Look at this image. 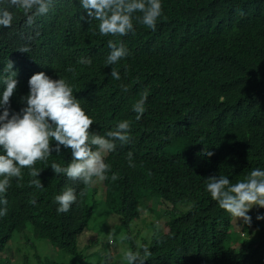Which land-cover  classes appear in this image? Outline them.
<instances>
[{
    "label": "trees",
    "instance_id": "obj_1",
    "mask_svg": "<svg viewBox=\"0 0 264 264\" xmlns=\"http://www.w3.org/2000/svg\"><path fill=\"white\" fill-rule=\"evenodd\" d=\"M161 2L155 30L139 24L135 13L134 32L104 37L80 0H55L32 27L8 0H0V10L14 16L11 28L0 27V66L11 60L19 78L10 100L29 94L28 81L37 72L62 77L89 108L90 130L105 135L128 120L132 137L127 145L117 143L122 153L111 163L119 179L107 188L54 173L51 163L67 166L71 149L57 153L53 147L46 161L34 165L42 170L43 188L32 185L30 170L22 169L23 178H15L7 196V215L0 217V264L11 263L13 256L8 260L2 253L28 229L37 237L21 238L23 245L36 248L43 239L72 257L44 260L36 251L25 256V264H91L85 255L100 246L95 231L129 228L141 213L150 222L148 236L123 234L117 247L107 237L97 264H125L116 254L123 258L124 251L144 247L151 253L144 264H264V219H257L264 208L254 206L251 224H245L206 191L212 176L236 183L254 169L264 170V0ZM109 39L121 40L128 50L112 66L105 65ZM81 57L92 64H79ZM113 67L120 80L111 77ZM144 92L146 111L137 121L132 106ZM68 187L77 201L58 213L54 197ZM112 212L119 217L114 225Z\"/></svg>",
    "mask_w": 264,
    "mask_h": 264
},
{
    "label": "clouds",
    "instance_id": "obj_2",
    "mask_svg": "<svg viewBox=\"0 0 264 264\" xmlns=\"http://www.w3.org/2000/svg\"><path fill=\"white\" fill-rule=\"evenodd\" d=\"M8 3L22 12L26 18L25 25L32 27L38 17L48 14L55 0H8ZM80 6L87 11L90 22H99V34L104 37H124L134 32L135 13L140 14L136 16L139 24L155 30L163 12L161 0H80ZM13 19L11 11L0 10V27L11 28ZM107 46L110 52L105 60L106 66L115 65L128 55L121 40L109 39ZM19 51L30 52V49L21 47ZM77 62L92 64V60L85 57ZM4 66H0V217L7 215V196L15 184V178H23L22 169L30 170L32 185L37 189L44 187L39 179L42 170L36 169L34 165L37 161H46L53 153V147L57 153L66 149L72 152V159L67 166L51 163L50 167L57 176L63 174L70 180L81 181L85 186L96 182L98 189L101 186L107 188L110 182L115 183L119 177L111 157L122 153L120 148L116 150L117 143L124 146L131 142L130 121L119 122L105 135H100L99 130H90L94 121L87 115L89 108L80 104L73 95L72 87L62 77L52 79L42 71L30 77L29 94L13 103L10 98L17 89L19 78L12 71L11 60L6 63L5 69ZM68 71L73 69L69 68ZM110 75L115 80L121 78L120 72L114 67ZM123 90L127 91L126 88ZM147 99L148 93L144 92L132 106L137 121L146 111ZM212 154L210 151L207 153L209 156ZM127 158L129 166H132L133 153L129 152ZM206 191L231 217L251 224L249 211L254 206L264 208V170L254 169L246 179L236 183L226 176H212L206 184ZM83 195L84 192H81L80 196ZM77 198L75 190L68 187L54 197L53 203L57 205L58 213H66ZM31 202L36 203L35 200ZM125 203L128 206L130 202L125 200ZM111 214L109 223L114 225V219H117L116 223L119 221L118 213ZM257 219H264V216H258ZM28 232L33 238L37 237L32 230L28 229ZM109 243H112L111 238ZM119 256L116 254L117 258ZM150 256L147 247L136 251L129 249L123 252V261L126 264H144Z\"/></svg>",
    "mask_w": 264,
    "mask_h": 264
},
{
    "label": "rangeland",
    "instance_id": "obj_3",
    "mask_svg": "<svg viewBox=\"0 0 264 264\" xmlns=\"http://www.w3.org/2000/svg\"><path fill=\"white\" fill-rule=\"evenodd\" d=\"M150 216L154 218L152 211L149 212ZM115 222H117V219H114ZM157 222V221H156ZM158 223V222H157ZM150 225L149 219L143 214H140V217L137 218L135 221H133L129 228H121L120 230H115V228L108 227L106 228V232H104V229L101 228V230H96L95 235L97 236V240L99 241V247H96L95 250L91 251L89 254L85 256H89L91 264H97L99 259L101 258V255H104L103 253V245L104 241L108 237V239H115V247L119 245V237L123 234H130L131 232L134 233V231L140 232V236H148V226ZM98 225L97 227H99ZM106 227V226H105ZM134 229V230H133ZM112 235V237H111ZM21 238L23 239H30L31 235L28 231L21 232L17 234L6 246L4 252L2 253V258H7L8 260L12 258V261L10 264H25L26 263V255L28 254H34L36 251L43 256L42 259L46 260V258L56 261H62V262H69L72 255L67 254L60 250L59 248H56L51 245L49 241H45L43 239H38L39 241H42L40 245L36 248L30 245H23ZM35 240V237H34ZM118 259H121L123 261L122 256H119ZM118 261V260H117ZM126 264V261H125Z\"/></svg>",
    "mask_w": 264,
    "mask_h": 264
}]
</instances>
